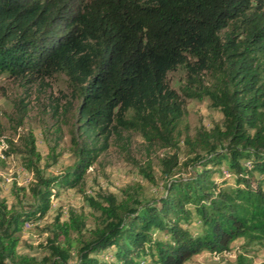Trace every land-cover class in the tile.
Returning a JSON list of instances; mask_svg holds the SVG:
<instances>
[{
	"label": "trees",
	"instance_id": "1",
	"mask_svg": "<svg viewBox=\"0 0 264 264\" xmlns=\"http://www.w3.org/2000/svg\"><path fill=\"white\" fill-rule=\"evenodd\" d=\"M179 68L181 94L167 78ZM56 74L71 100H55L52 116L60 121L73 107L74 160L45 174L38 165H55L59 154L52 146L43 156L31 132L4 150L31 178L11 182V205L0 190V264H183L238 238L264 245V0H0V76L27 91L49 88ZM204 97L223 123L185 137L192 153L180 176L186 99ZM18 105L22 117L26 104ZM125 131L173 150L160 160L163 193L145 202L134 193L85 196L89 214L69 208L67 219L57 213L42 226L40 258L20 253L25 225L42 221ZM142 175L157 183L149 166Z\"/></svg>",
	"mask_w": 264,
	"mask_h": 264
},
{
	"label": "rangeland",
	"instance_id": "2",
	"mask_svg": "<svg viewBox=\"0 0 264 264\" xmlns=\"http://www.w3.org/2000/svg\"><path fill=\"white\" fill-rule=\"evenodd\" d=\"M167 78L170 86L181 94L186 84L185 71L182 68L176 69L169 72ZM203 80L205 84L211 82L209 75H205ZM49 83V88L33 85L25 91L17 81L6 75L0 76V190L8 205L13 204L9 192L11 182L16 180L19 185H26L31 178V172L22 165L19 155L14 153L6 156L3 153L10 148V144L14 145L12 147L21 146L22 138L31 132L36 138L37 149L43 156L55 146V152L59 154L57 163L52 166H45L43 163L38 165L45 174L55 173L74 160L71 136L76 122L73 107L60 121H56L51 110L55 100L61 104L70 102L71 91L63 74H56ZM21 103L26 104L27 109L22 117V109L18 105ZM222 123V113L218 108L211 106L207 97L186 99L185 115L176 133L179 162L177 167L180 176H187V165L183 162H188L187 158L192 153L190 146L184 142L185 137L194 139L198 130H208L215 124ZM172 152L170 147L149 145L137 132L125 131L120 139L112 137L109 147L87 170L80 185L64 189L54 197L51 209L42 221L36 225H25L19 234V252L40 258V243L44 236L42 226L49 223L57 213L60 214V220L67 219L69 208L89 214L91 209L85 196L100 199L99 196L110 193L120 198L127 193H134L142 202L160 196L163 193L162 183L167 178L161 173L160 160L165 154ZM147 166L150 167L156 184L148 182L142 175V170ZM176 175L178 174H171L170 177L175 178ZM226 175L228 176L227 173ZM197 225V220L192 219L190 228L194 230ZM91 227L89 216L86 228ZM153 235L166 238L157 230L153 231ZM240 258L248 264H264V245L247 244L242 238H238L230 244V249L223 253L215 254L204 250L183 264H242Z\"/></svg>",
	"mask_w": 264,
	"mask_h": 264
}]
</instances>
